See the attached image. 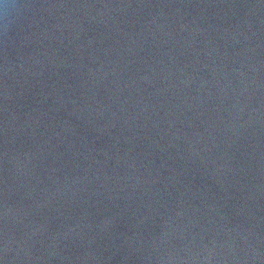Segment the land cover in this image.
Segmentation results:
<instances>
[{
  "label": "water",
  "instance_id": "1",
  "mask_svg": "<svg viewBox=\"0 0 264 264\" xmlns=\"http://www.w3.org/2000/svg\"><path fill=\"white\" fill-rule=\"evenodd\" d=\"M0 264H264V0H0Z\"/></svg>",
  "mask_w": 264,
  "mask_h": 264
}]
</instances>
